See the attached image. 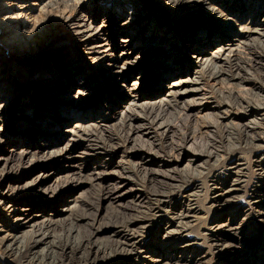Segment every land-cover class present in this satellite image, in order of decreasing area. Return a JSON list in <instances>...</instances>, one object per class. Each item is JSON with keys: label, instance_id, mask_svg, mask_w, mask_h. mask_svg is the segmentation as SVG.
<instances>
[{"label": "bare ground", "instance_id": "6f19581e", "mask_svg": "<svg viewBox=\"0 0 264 264\" xmlns=\"http://www.w3.org/2000/svg\"><path fill=\"white\" fill-rule=\"evenodd\" d=\"M17 1L0 0V4L9 2V7L0 9V45L6 43L9 48L13 49L17 47L14 41L16 39L18 43L20 42L23 47L27 48V43L33 41L36 36L39 40L36 43L44 46L48 39L46 33L60 26L61 28L53 34L55 37L49 41L45 54L38 58H31L25 72L23 66L26 61L22 62V60H26L27 57L22 55L21 51L18 53L20 56L16 55L18 56L16 62L11 65L12 72L8 71L6 60L1 61L0 121L10 119L13 124H19L15 134L20 137H26V135L32 137L41 132L45 134L44 138H49V143L42 144L41 150H33L32 142L28 144L22 142V145L12 143L14 146L9 147L10 149H1L3 153L0 156L1 177L13 174L12 166L8 168V165L15 157L28 161L30 166L32 164H30L32 162L30 159H34L39 152H43L41 164L35 163L31 167L32 171L43 172L54 166L64 169L66 164L79 158L90 162L100 159L104 153L115 152L114 150L120 148L121 145L113 147L106 139L101 138L100 140L96 136V132L100 133L99 136L110 134L112 126L109 123L112 119H116L121 125L127 124L130 130L128 138L135 134L134 137L152 142L154 133L151 134V130L154 124L152 120H149V116H146L145 111L152 109L155 105H184L185 110H191V113L206 112L207 115L216 111L213 113L226 121V125L229 126L231 122L230 112L225 108L227 105L218 104L212 96L204 92L203 80L206 76L217 84L218 82L223 85L231 83L244 91L248 90L257 98L255 104H247L242 112V118L252 117L243 124L246 131L254 132L261 124L260 122L264 121V84L254 82L247 77L248 71L236 62L239 53L243 52L246 47L257 45V47L264 48V0H97L99 2L94 5L97 9L94 10L93 7L96 13L95 20L100 18L104 12L106 13L103 16H106L101 17V25L95 27L92 26L95 22L91 16L92 11L88 8L83 10V7L79 5L85 0H39L41 7L38 8V15L42 21L41 25L28 33L24 32V23L18 21V14L8 15L14 10L21 11L28 8L25 4L18 7L19 2ZM95 1L91 0L93 3ZM30 6L35 7L36 5ZM60 9L68 12L69 16L64 19V24L59 23L60 25L53 26L44 14L49 13V10L51 12V10ZM142 21L143 25L150 26L153 35L145 40L146 43H140L134 48L139 35L137 33L131 35L129 32ZM178 23L181 24L179 29L182 33L176 39L174 28ZM140 32L142 31L139 30ZM160 32L161 36L158 37ZM170 34L172 38L169 37ZM80 49L85 50V53L80 52ZM131 49L142 51L130 59L128 56H130ZM115 50H119L117 55L114 54ZM147 53L150 54V59L145 62ZM251 55L253 63L262 69L264 52H252ZM92 65L97 67L95 73L86 75L87 69H93ZM144 65V72L134 81L129 82V78ZM236 65L243 73H233L230 70ZM142 89H147L148 101L140 102L143 96ZM125 100V105H121ZM102 101H108L109 104H102ZM110 104L116 107L113 116L107 114L108 110L106 114L102 111L106 106L109 108ZM21 109L27 110L19 113ZM39 125H44L46 129L40 131ZM11 137L14 135H7L6 131L1 129L0 145L5 142V138ZM106 138L111 140L110 137ZM90 141L93 143L83 146L79 156L74 155L73 149L80 145L78 143ZM61 142L65 144L60 147ZM137 151L141 150L134 149V153L131 154H137ZM189 154L187 160L190 163L202 157ZM104 162L107 164L101 163L91 170L90 177H85L88 182L101 180L105 175L108 178L111 176L118 184L125 185L131 181L129 177L131 172L124 165L117 164L115 166L117 170H113L110 174L101 173L100 169L108 167L110 159ZM146 162L150 160L144 161L143 164ZM188 167L191 166L188 165ZM257 167L259 176L264 178V157H261ZM228 170L229 175L233 174L236 178L229 185L231 188L213 197L212 203L223 209L227 208L230 202L224 198L239 191L243 177L237 167H230ZM170 172L172 171L169 170ZM56 173L57 171H54L52 175L37 178L40 181L28 182L21 189L9 186L6 191L0 193V208L4 206L3 215L7 217L9 223H3L9 229V234H6L8 236L0 242L3 251L11 258L13 257L18 264H98L99 262L100 264H111V254L100 244L99 237L93 242L91 238L92 240L87 243L80 241L63 246L55 240L52 226L61 221L55 219L69 218L70 210L77 208L75 201L66 202L64 199L69 192H62L61 197L56 198L61 190H51L42 186L44 180H50L51 176H55ZM154 173L159 176L165 172L155 171ZM73 174L78 176H74L72 182L75 186L71 189H77L83 184V181H79L82 173L81 170H75ZM92 176L95 178L93 179ZM196 185L193 184L192 188L194 189ZM117 188L120 187H106L104 199L109 201L108 206L115 201L122 200L121 194L115 196ZM252 196L254 198L264 196V183L254 188ZM134 198L138 202L145 199L141 194H136ZM42 204L44 208L40 209ZM154 209L157 208H152L150 211L152 216H155ZM190 213L188 211L185 214L183 212L178 214L176 218L178 230H164L163 239L166 240L173 235L180 234L183 230L181 228L189 224L186 221L193 218ZM260 216L264 217V214ZM141 220L145 221L143 218ZM142 221L135 222L134 220L133 222L140 225L138 228L142 230L145 228L143 226H146L141 223ZM110 225L97 228L94 234L96 237L102 230H111L109 237H115V240L118 238L120 248L115 251L121 254L122 262L126 263L133 256H138L143 252L139 250V242L135 241L136 237H133V228ZM2 228L0 218V231ZM223 228V231H211L210 237L220 262L227 260L230 256L234 258L240 252L236 249V254L231 253L228 257L226 256L231 246L222 244L221 240L214 236L217 233L230 234L232 231L230 225H225ZM73 232H76V235L78 233L75 230ZM156 235L150 238L152 243L159 240ZM239 241L243 243L244 239ZM145 246L148 245L143 247ZM177 246L182 251L192 248L191 244L184 242ZM191 257L193 259L190 262L197 264L196 259L198 258H194L193 253H190L189 258L183 257V260L188 261ZM162 261L166 262L164 257ZM113 262H118V260ZM166 263L176 264L172 261Z\"/></svg>", "mask_w": 264, "mask_h": 264}, {"label": "rangeland", "instance_id": "374dc122", "mask_svg": "<svg viewBox=\"0 0 264 264\" xmlns=\"http://www.w3.org/2000/svg\"><path fill=\"white\" fill-rule=\"evenodd\" d=\"M17 2H19V4H17L18 7L25 4L28 5V8L21 11L14 10L8 15L10 16L12 13L18 14V21L24 23L23 29L25 33L37 29L42 22L40 21V15H38V8L41 7L39 0H18ZM98 2L97 0L94 3L91 2V0H85L79 5L83 7V10L87 8L91 10V16H93L92 18L95 20L96 13L94 10L97 9V7H94V5H97ZM8 3L2 2L0 4V9L9 7ZM29 4H35L36 6L33 7ZM106 10L108 9L106 8ZM48 12L49 13L44 15H47L46 19H48L49 23L53 26L60 25L59 23L64 24V19L69 16L68 12H64L61 9L51 10V12L49 10ZM105 13L106 12L103 14ZM103 14L101 17L106 16H103ZM101 17L96 18L95 22L92 24L93 27L101 25ZM143 24V21L139 22L129 32L131 35L134 33L139 35L137 43L133 46L134 48L140 45V43H146L145 40L148 39L150 35H153L150 26H147L148 24ZM180 25L181 24L178 23L174 28L176 39L179 38L182 33L179 29ZM142 26L144 27L142 28ZM60 28L61 26L56 30H49L52 31L50 33H46L48 39L44 46H39V44L36 43L39 41L36 39V36L33 41L27 43V48L26 46L23 47L20 42L18 43L16 39H14V41L17 47L13 49L9 48L6 43L1 44L0 50L2 53L0 54V65L2 64L1 61L5 59L8 71L12 72L11 65L16 62V58L20 56L18 53L21 51V54L27 57L26 60H22V62L26 61L23 66V71L25 72L28 69V64L33 58H38L45 54V51L49 47V41L55 37L53 34ZM139 30L142 32L139 33ZM171 34L169 35L170 38H172ZM157 36L160 37L161 32ZM18 45H20L19 48ZM79 51L85 53L83 49ZM141 51L142 50L134 51L131 49V51H129L130 56L128 57L131 59ZM241 51H243V49ZM252 52L263 53L264 48L257 47V45L246 47L243 52L239 53L236 62L241 64L240 67L242 66L248 71L249 74L247 77L263 85L264 67L262 70L253 63L251 59ZM118 53L119 50H115L114 54L117 55ZM149 55L148 53L146 54L145 62L150 59ZM144 67L145 65L140 67L138 71L129 78V82L134 81L136 77L140 76L141 73L144 72ZM240 67L238 68L236 65L230 70L233 73H243ZM92 68V70H86V75L88 73H95L97 67L92 65ZM205 78L203 80L204 92L212 96L218 104L227 105L225 108L230 112L231 122L229 126L226 125V121L213 113L216 112L212 111L214 110L213 108L211 110L212 113L207 115L206 112H204L205 114L191 113V110H185L184 105L172 104L168 105L169 107L167 105H155L152 109L149 108L145 111L146 116H149V120H152L154 124L151 130V134L154 133L152 134L154 136V141H144V138L134 137L135 134L131 137L132 139L128 138L130 130L127 124L121 125L117 123L116 119H112L109 123L112 126L109 132L110 134L99 136L100 133L96 132V136L100 140L101 138L103 140L106 139L113 147L121 145L122 148H117V150H114L115 152L104 153L100 159L87 162L86 159L79 158L78 160H72L66 164V168L64 169L54 166L43 172L40 170H31L33 164H41L43 152L38 151V156L34 159H30L32 160L30 166L28 161L20 160L19 157H15L8 165V168L12 166V175L9 174L1 177L2 170H0V193L6 191L9 186H15L21 189L24 184L32 181H40L37 180V178L40 179L42 176L52 175L54 171H57L56 175L51 176L52 178L50 180H44L42 186L50 188L51 190H61V193L57 195L56 198L61 197L62 192H69V195L64 197V199H66V202L75 201L77 208L75 210H70L69 218L61 217L55 219L61 220L52 226V233L54 234L55 240L59 245L63 246L65 244L67 245V243L71 245L80 241L87 243L92 239L93 242L94 239L99 237L98 240L100 244L107 248L108 252L111 254V264H164L167 261L176 262V264H187L188 262V264H193L190 262L193 257L188 259V261L183 260V257L189 258L190 253H193L194 258H198L196 259L197 264H264V217L260 216V214H264V196L259 198H254L252 196L254 188L264 183V178L259 176L257 167L261 157H264V121L260 122L261 124L259 123L260 125L254 132H248L244 129L243 124L252 117L242 118V112L245 106L250 103L255 104L257 98L252 92L248 90V92L244 91L239 87L231 85V83L229 85L224 84V86L221 82L217 84L208 77L207 79ZM207 82H209V84H206ZM246 87L245 89H247ZM141 93L143 96L140 98V102L149 99L147 96L149 94L147 89H142ZM126 100L123 102L124 104L121 105H125ZM101 103L109 104L108 101H102ZM108 107L110 109L106 106V108L102 110L103 113L106 114L108 110L107 114L113 116L116 107H112L111 104L108 105ZM26 110L27 109H21L19 113H24ZM39 126V129H41L40 131L46 129L44 125ZM18 127L19 124H13L10 119L0 121V130L4 129L7 135H14V137L5 138V142L0 145V156L3 154L1 149H10L9 147L14 146L12 143L22 145V142H26V144L32 142L34 146L33 150H41V148H43L42 144L47 145L49 143V138H44L45 134H41V132L32 137L29 135H26V137L16 135L15 130ZM254 135L255 137H253ZM106 137H110L112 141L108 140ZM89 143L92 144L93 142L78 143L80 145L73 149L74 155L79 156V153L83 150V146L89 145ZM64 144L65 142H61L60 147L64 146ZM122 149L124 150L123 152ZM134 149H140L141 151H137V154H131L134 153ZM144 151L150 154L147 155ZM114 153L116 154L113 155ZM189 153L202 157L198 161L190 163L187 160V155H190ZM109 159L110 162L108 167L100 169L101 173L110 174L113 170H117L115 167L117 164L124 165L131 172L129 176L131 178L130 182L125 185L118 184L111 176L108 178L106 175L101 180H92L91 182L85 179L87 176L90 177L89 174L92 172L91 170L93 168L101 165V163L105 164L106 162H104V160ZM147 160H150V162L143 164V162ZM188 165L191 167H188ZM230 167H237L243 177L241 179L239 191L229 196L227 195L224 198L230 200V202L229 206L223 209L212 203L214 196L220 195L223 191H227L231 188L229 185L235 180L236 176L233 174L229 175L228 169ZM5 170L7 171V168ZM75 170H81L82 180L80 179L79 181H83V184L77 189H71L75 186V183L72 182L73 178L78 176L77 174H73ZM169 170L172 172L169 173ZM155 171L165 172L163 173V175H165L158 176L154 173ZM24 175L26 176L25 178L22 177ZM92 178L94 179L95 177L92 176ZM18 180L19 182H16ZM193 184H197L194 189L192 188ZM106 187H120L117 188L115 196L121 194L123 197L121 198L122 200L115 201L112 205L108 206L109 201L104 199ZM69 189L71 190L69 191ZM136 194H141L145 198L144 201H136L134 198ZM191 194L194 195L191 197ZM120 204L122 206H119ZM43 205L44 204L39 208L43 209ZM152 208H157L153 211L155 216L150 214ZM3 209L4 206L0 208V218L3 225L0 231V242L8 236H6L7 233L9 234L8 227L4 225L9 223L7 217L3 215ZM188 211L191 212L190 215L193 217L186 221L189 222V224L181 228L183 230L180 234L173 235L171 238L169 237L164 240L165 233L163 231L178 230L176 227L178 223L176 219L177 215L182 212L185 214ZM142 218L145 219V221H142ZM134 220L135 222L142 221L141 223H144L147 227L143 226L145 227L144 229H139L138 227L140 225L138 226L137 223L133 222ZM107 225H115L120 228L129 226L128 229L133 228V237L137 238H135V241L139 242V250L143 252L138 256H133L126 261V263L122 262L121 254L119 255V253L115 251L117 248H120L117 240L118 238L115 240V237H109L111 235V230H102V232H100V234L98 233L95 237L94 231L97 228H103ZM225 225H230V229H232L230 234L213 233L214 236L218 237L222 244L231 246L229 254H226L227 257L231 253L236 254V249H239L240 252L236 254V257L231 258L230 256L227 260H222V262H220L218 256L215 254V248L210 237L212 234L211 231H223ZM74 230L78 231L77 235L76 232H73ZM155 235L159 237L157 238V240H159L156 241V243H152L150 238ZM240 239H244V242L240 243ZM183 242L191 244L192 248L185 251L178 249L177 244ZM142 245L148 246L143 247ZM101 257L100 255V258ZM163 257L166 262L162 261ZM115 260H118V262L114 263L113 261ZM160 261L162 262L160 263ZM15 262L13 257L11 258V256L3 251V246L0 244V264H18ZM100 263L101 262L98 264Z\"/></svg>", "mask_w": 264, "mask_h": 264}]
</instances>
